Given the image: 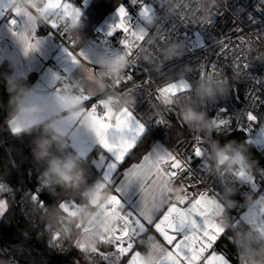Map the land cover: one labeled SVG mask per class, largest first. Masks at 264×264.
<instances>
[{
  "label": "built area",
  "instance_id": "built-area-1",
  "mask_svg": "<svg viewBox=\"0 0 264 264\" xmlns=\"http://www.w3.org/2000/svg\"><path fill=\"white\" fill-rule=\"evenodd\" d=\"M38 0H14L10 11L15 10L16 6L21 4L34 11L41 23H48V15L44 12H38L35 3ZM120 4L128 6L132 11L129 13L133 22L139 20L138 10L131 6L130 0H118ZM160 10V16L154 21L149 31L156 29L167 32L174 38L181 37L185 32L189 39H194L195 34H199L208 48L186 51V45L182 42L173 41L159 49V55L154 57L151 51L155 44V38L145 36L146 43L139 45L136 49V59L145 68L147 72L141 70L139 76L134 79L140 83H145V78L151 76L156 78V82L146 85L144 89L136 94V84L129 82L117 87L118 81H123L127 70L132 66L133 61L126 56L122 61L115 64H99L98 69L93 71L95 76L104 84L106 97L110 103L117 108L133 109L138 117H144L148 121L157 118L166 119L167 124L156 125L149 122L147 131L155 139L162 142L165 146L176 145L182 147L187 144L195 143L202 136L206 146L204 164L207 167V183H201V189H208L213 181H220L221 177L231 173L233 170L243 168L246 175L257 180V190L253 192L250 185L241 182L233 183L231 177H226L225 182H221L218 187L221 192L219 201L210 203L217 207L229 209V218L232 223L239 225L238 228L228 230V237L221 239L217 245L218 249L224 250L233 246L236 252L237 264H264V237L252 229V226L244 221L243 211L249 208L260 196H264V178L259 176L260 170H264V133H261V127L264 125V104L260 103L259 98L264 99V86L258 89L253 78L243 72H236L231 67L232 64L246 62L249 72L252 76L258 77L264 82V33H255L254 29L264 28V11H257L259 0H166L161 4L154 0ZM222 13V15H217ZM251 14L255 18V23L248 21ZM8 15L3 19H8ZM82 18L89 20L87 12ZM184 18V19H183ZM213 24L206 28H194L188 24L194 25ZM58 24L67 34L69 41H74L78 46L80 34L75 31L76 23L71 16L61 17ZM48 27V26H47ZM92 37L95 40L104 38L103 31L96 28V23L91 24ZM49 28V27H48ZM239 28L242 31H237ZM49 30H51L49 28ZM52 31V30H51ZM53 33V32H52ZM58 42L66 44V41L59 33H54ZM259 35V39H257ZM113 37L111 40H116ZM223 39L228 43L227 55L221 59L223 53L214 56L213 51L220 48L219 41ZM8 44L7 38L0 33V45ZM120 46L119 42H115ZM240 45L239 48L234 47ZM243 49V56L246 61H240V49ZM204 59L202 60V58ZM212 61L221 66V73L209 75L203 79H198L199 64H208ZM93 70V69H92ZM63 74V73H62ZM73 79L74 76L70 73ZM160 79L167 81L186 80L190 82V90L180 96L178 99L169 98V106L160 100H154L156 96V86ZM163 82V81H161ZM78 87L75 83H68ZM211 87L214 91L213 96H207L202 93V89ZM54 88V86H53ZM235 92V94L233 93ZM170 107L176 110V114L169 113ZM220 108L227 109L226 117L231 119V126L225 132L217 135L216 122L212 119L218 113ZM252 110L260 119L261 123L252 124L246 120V112ZM195 114V115H193ZM177 117L183 125L189 129V134L176 135L173 137L166 129L172 127L174 118ZM236 132H242L247 141L259 152L260 164L257 172L249 169L245 163L244 155L238 148L223 143V140ZM76 163V157L66 138H62L59 145L53 150L51 159L37 173L36 180L41 185L49 182L56 169L71 170ZM199 169V164H196ZM185 184L188 180L183 181ZM106 184L97 177L91 180L84 192L94 206L81 214L82 209L79 206H73L77 213L81 214L78 225L81 227L78 234H73L69 226L57 215L51 216L47 223V229H50L54 237L58 236L59 241L54 237L48 242L53 249H59L67 253L70 249L75 250L83 258L86 264H105L100 258L92 252L98 249L101 252H107L113 255V249L104 246L103 241L106 238L114 237L118 226L129 230H134L129 224L122 210L111 207V197L102 200ZM171 192V201H183L185 199V189L179 183H169ZM195 189H189L194 191ZM233 191L232 195L239 197L238 200L229 197L227 191ZM25 196V191L21 192V198ZM241 199V200H240ZM264 201V199H259ZM125 207L127 205L125 204ZM229 224V219L227 224ZM95 239V240H94ZM98 242V246L94 243ZM102 247L105 248L101 249ZM219 246H221L219 248ZM83 248L80 252L78 249ZM91 254V258H89ZM97 258V259H94Z\"/></svg>",
  "mask_w": 264,
  "mask_h": 264
},
{
  "label": "snow or ice",
  "instance_id": "snow-or-ice-1",
  "mask_svg": "<svg viewBox=\"0 0 264 264\" xmlns=\"http://www.w3.org/2000/svg\"><path fill=\"white\" fill-rule=\"evenodd\" d=\"M10 0H0V19L8 15L7 27L11 35L18 36L27 35V43L24 48V55L38 50L41 41L37 38L38 28H31L27 23L24 15L10 11L8 5ZM132 7L138 10L139 20L133 22L130 17L128 8L123 4H118L114 18L107 26V31L103 33L104 38L96 43L89 42L86 46L78 48L74 41H69L67 34L63 28L56 22V14L61 17L75 16L80 19L82 12L75 7L71 0H51L50 7L53 15L49 17L46 24L53 33H59L66 41L63 53L69 62L63 69V74L52 73L54 83V95L46 99L33 96V103H58L59 93L62 87L68 83H75L78 87V100L85 106V110L89 115V121L93 125L91 134L84 133V125L78 121H68L66 127L73 129L71 136V144L73 147L77 143L87 145L94 142L98 148V154L93 161L94 167L100 173V179L106 184L111 192V207L119 208L126 221L132 225L134 229L131 234L129 230L120 226L115 230L114 237L106 238L103 241L104 246L111 247L114 251L113 255L107 252H101L93 249L92 252L96 257L100 258L105 264H139V249L142 247L140 241L150 232L158 234L161 240H157L158 248L156 264H233L232 259L226 252L218 249L217 245L221 239L229 238L228 230L238 228L239 225L232 223L229 218V209L223 208L221 204V213L226 214L229 224L225 225L222 221H212L208 218L206 207L208 204L219 201L221 192L218 185L225 182L226 177H231L233 183L241 182L251 186L253 192L257 190V180L254 175L248 177L242 167L233 170L231 173L221 177L220 181H213L209 184L208 189H201V183L208 182L207 167L204 164V156L206 146L204 138L201 136L195 143L187 144L182 147L176 145L161 146L158 143L152 144L144 150L139 162L123 167L127 158L134 154V149L138 148L146 134L149 122L156 125L167 124L166 119L157 118L152 121L146 120L144 117H138L134 114L133 109H124L119 116H112L105 107L98 102V95L95 92L94 83L91 74L81 71L80 79H73L70 73L73 67L81 70V64L89 65L93 71L98 69V61L102 57L120 59L122 54H126L132 61V66L127 70L126 77L123 81L117 82V87L122 84L132 82L136 84V94L156 82V78L147 76L145 83L140 84L134 76H139L141 70L147 72L145 68L136 59L135 49L139 45L146 43L145 36L155 38V44L151 51L154 57L159 55V49L164 45L173 41L182 42L186 45V51L192 52L208 48L209 45L201 39L199 34H195L194 39H189L188 33L185 32L181 37L174 38L159 28L150 32L147 25L152 24L160 16V10L153 0H130ZM257 11H264V0H259ZM222 15V13H217ZM184 19V18H183ZM248 21L255 23V18L249 14ZM213 24L190 25L194 28H206ZM147 30V32H146ZM237 31H242L237 28ZM255 33H264V28L254 29ZM52 33H50L51 35ZM119 36V51H112L110 41L113 37ZM257 35V39H259ZM220 48L213 51V55L223 53V59L228 49V42L221 39L219 41ZM99 45L103 51L95 53L94 49ZM234 47L239 48L240 45ZM240 61H246L243 56V49H240ZM90 53L95 59L90 58ZM204 57L202 58V60ZM198 79H203L209 75L221 73V66L209 61L208 64H199ZM231 67L236 72H243L253 78L254 83L258 86H264V82L260 78L254 77L249 72V65L246 62L232 64ZM163 81V82H161ZM190 90L189 81H167L160 79L156 86V96L154 100H165L171 102L169 98L178 99ZM235 94V92H233ZM260 103L264 104V99L259 98ZM227 109L220 108L218 113L212 119L216 122L217 135L225 133L231 126V119L226 117ZM169 113L175 115V112L169 110ZM246 120L249 126L261 123L255 112L248 110L246 112ZM11 130V129H10ZM13 135L20 133V129L11 130ZM261 133H264V125L261 127ZM251 143V141H247ZM82 154V153H81ZM199 164L197 169L196 164ZM208 174V173H207ZM259 176L264 178V170H260ZM188 180L185 184L183 181ZM179 183L185 189V199L183 201H171L164 195V187L168 183ZM6 181L0 182V192H5L4 184ZM135 187L138 194L147 192V198L139 197V204L134 208H126L124 197L131 189ZM189 189H195L189 191ZM11 192H5L0 197V215L6 210L7 196ZM30 198L44 206V202L39 199V193L30 192ZM259 199H264L260 196ZM75 202H64L62 208L74 206ZM256 213L259 219H253L252 214ZM247 221L252 229L260 233H264V211L258 207L247 209V214L242 218ZM59 241V237H54ZM78 251L83 252L81 247ZM91 258V254L89 256Z\"/></svg>",
  "mask_w": 264,
  "mask_h": 264
},
{
  "label": "trees",
  "instance_id": "trees-1",
  "mask_svg": "<svg viewBox=\"0 0 264 264\" xmlns=\"http://www.w3.org/2000/svg\"><path fill=\"white\" fill-rule=\"evenodd\" d=\"M88 1L86 12L90 16L89 20L81 19L76 23L75 31L82 34L81 38L90 34L93 22H98L102 15L118 4L117 0ZM12 71V63L3 60L0 64V181H6L11 185L8 192L12 194L7 196V208L0 217V264H86L73 249L64 253L51 248L48 242L54 234L46 226L49 218L57 215L64 218L73 234L79 233L81 227L78 223L81 214L94 207L84 190L91 180L100 177L93 164L98 148L85 157H76L75 165L68 172L56 169L49 182L39 188L36 175L49 162L62 137L48 122H41L16 135L12 134L9 121L18 112L23 93L30 87L35 77L34 74H30L27 77L9 80L8 76ZM173 118L174 124L166 130L173 137L189 134V129L177 117ZM147 136L148 139H155L148 131ZM149 143L142 140L124 165L130 163L133 158H138ZM223 143L240 149L247 167L256 172L259 170L261 161L259 152L251 143H247L242 132L232 134L224 139ZM22 191H25L23 198ZM37 191L44 206L30 198V192ZM232 192L228 190L226 193L238 200L239 197L232 195ZM111 194L110 188L106 185L102 200ZM64 202H75L74 205L82 209L81 214L71 215L68 210L61 207ZM223 251L237 264L233 246Z\"/></svg>",
  "mask_w": 264,
  "mask_h": 264
},
{
  "label": "crops",
  "instance_id": "crops-1",
  "mask_svg": "<svg viewBox=\"0 0 264 264\" xmlns=\"http://www.w3.org/2000/svg\"><path fill=\"white\" fill-rule=\"evenodd\" d=\"M85 1L88 0H71V3L75 7H78L80 9L82 15L86 12L83 9ZM13 3L14 0H10L8 8H10ZM50 3L51 0H38L36 2L37 6L41 7V11L43 13L45 12L48 15V19L53 15ZM41 11L39 10L38 12ZM14 12H18L24 15L27 23L31 28H38L36 36L41 41V43L38 46V50L30 52L27 56H25L23 51L27 43V35L21 34L13 37L7 27V22H5L7 21V19H0V33L8 40L7 45H0V64L3 60L6 59L9 60L13 65V71L11 75L8 76V79L13 80L18 77H27L30 74L35 75L30 87L23 93V96L19 103L18 112L9 121L11 130L19 128L21 131H24L41 122H48L53 130H55L62 138H66L67 143L72 148L75 157H85L89 155L95 148H97L95 143L90 142L87 145L77 143L76 146L73 147L71 144L73 129L66 127L68 121H78L84 125L85 134H91L93 131V125L89 121V115L85 110V106L78 100L79 91L74 86L67 84L66 86L62 87L59 93L60 99L58 103L40 104L32 102L33 96L39 97L41 99H46L54 95L53 86L55 82L52 80V73L62 74L64 67L69 63L67 61V57L63 53V48L66 46V44L58 42L54 33H52V31L49 30L48 27L43 25L44 23H41L39 21L38 15L28 7L19 4L16 6ZM82 15L80 19L76 18L75 16H70L71 18H73L75 23H77L79 20L84 19L82 18ZM60 18L61 16L57 13V23L59 22ZM50 33L52 34L50 35ZM91 33L92 32L90 31V34L88 36H90ZM79 34L80 41L78 46H80L81 43L86 41L88 38H81L82 34ZM94 41L98 42L97 40ZM84 46L85 45H83L82 47ZM89 55H91V53ZM122 60L123 59L112 63L98 62V64H115ZM80 68L81 70L73 67L71 73L73 74L74 78L80 79L82 77L81 71L91 74L95 92L98 95V102L101 103L112 116L115 117L121 115L123 110L127 108H117L113 106L106 97H104L106 88L100 81V79L95 76L92 68L89 65L81 64ZM148 138L149 137L147 136L146 130V134L142 140H144V142H150L147 148L155 143H158L161 146H165L157 139ZM143 153L144 151L138 158H133L130 163L124 165L123 167L127 168L132 164L138 163ZM4 190L5 192L10 191V186L8 188H4ZM163 191L164 195L171 199L169 183L164 187ZM5 192H2L0 197H3ZM109 197H112V194ZM139 197L146 199L147 192L138 194L137 189L133 187L131 191L126 194L123 202L129 209H131L139 204ZM69 208L71 210H75L73 206ZM74 213H77L76 210ZM224 216L227 217L226 214H224ZM150 232V235H146L140 241L142 247L139 249V264H156V261L150 260L148 256L150 253H156V251L158 250L156 246L157 242L154 236H156L157 240H161V242L162 238H160L158 234L154 233V231Z\"/></svg>",
  "mask_w": 264,
  "mask_h": 264
},
{
  "label": "rangeland",
  "instance_id": "rangeland-1",
  "mask_svg": "<svg viewBox=\"0 0 264 264\" xmlns=\"http://www.w3.org/2000/svg\"><path fill=\"white\" fill-rule=\"evenodd\" d=\"M158 1L161 4H163L164 1H166V0H158ZM88 3H89V1H85L84 2L83 9L85 11L87 9ZM118 4H120L119 1H118ZM34 5H35V7L38 10L41 11V7H38L36 3ZM117 5H115L110 11H108L107 13H105L104 15L101 16V18L98 20V22H96L97 23L96 24V28L97 29H99L100 31H103L104 33L107 31L108 24L111 23L113 18H114V14L116 12ZM124 6H126V5H124ZM126 7L128 8V11L130 13L132 10L128 6H126ZM5 22H7V21H5ZM43 25H45V24H43ZM45 26L47 27V25H45ZM150 26H151V24L147 25L148 30H149ZM91 32H92V29H91ZM146 32H147V30H146ZM85 37H88L87 40L82 42L81 45L78 46V48H81L83 45L86 46L87 44H89V42L96 43V41H94L95 39L94 40L92 39L93 38L92 37V33H91L90 36L86 35ZM118 40H119V36H117L116 40H111L110 41V48H111L112 51H119L120 50L121 46H117V44H115V42H118ZM97 41H100V40H97ZM102 51H103V49L99 45H97V47L94 49L95 53H100ZM126 56H127L126 54H122L120 59H112V58L102 57V58L99 59L98 62L99 63H112V62H116V61H119L121 59H124ZM90 57L92 59H95V56L92 53H91ZM179 81H186V80H179ZM161 101L166 105V107L169 106V102H167L165 100H161ZM9 186L11 188V185H9V183H5L4 184V188H8ZM1 194H2V192H0V196H1ZM254 207H258L261 211H264V201L256 200L247 209L254 208ZM6 208H7V205H6ZM247 209L243 211V216L247 214ZM66 210H68L71 213V215H73L74 212H75V210H71L70 208H67ZM206 212H207L208 218L210 220H212V221L220 220L225 225L227 224L228 219H227V217L224 216V214L221 213V207H217V206L208 204L207 207H206ZM0 217H1V215H0ZM252 218L253 219H259V216H258V214L253 213L252 214ZM150 234H151V232H149L147 235H150ZM260 234L264 237V233H260ZM94 243L96 244V246H98V242L97 241H95ZM101 249L105 250L104 247L103 248L101 247ZM156 253L158 254V250L156 251ZM156 253H150L149 256H148L149 259L152 260V261H156L157 260V254ZM65 264H67V263H65Z\"/></svg>",
  "mask_w": 264,
  "mask_h": 264
},
{
  "label": "clouds",
  "instance_id": "clouds-1",
  "mask_svg": "<svg viewBox=\"0 0 264 264\" xmlns=\"http://www.w3.org/2000/svg\"><path fill=\"white\" fill-rule=\"evenodd\" d=\"M202 93L204 95H207V96H213L214 95V91L211 87L202 89ZM193 115H195V114H193Z\"/></svg>",
  "mask_w": 264,
  "mask_h": 264
},
{
  "label": "water",
  "instance_id": "water-1",
  "mask_svg": "<svg viewBox=\"0 0 264 264\" xmlns=\"http://www.w3.org/2000/svg\"><path fill=\"white\" fill-rule=\"evenodd\" d=\"M170 110L175 112V114H176V110L173 107H170Z\"/></svg>",
  "mask_w": 264,
  "mask_h": 264
}]
</instances>
